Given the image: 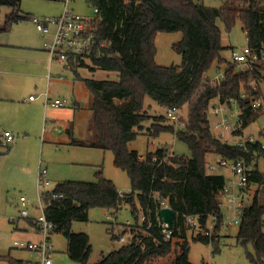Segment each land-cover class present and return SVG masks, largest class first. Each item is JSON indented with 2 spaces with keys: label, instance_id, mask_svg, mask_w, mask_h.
<instances>
[{
  "label": "trees",
  "instance_id": "obj_1",
  "mask_svg": "<svg viewBox=\"0 0 264 264\" xmlns=\"http://www.w3.org/2000/svg\"><path fill=\"white\" fill-rule=\"evenodd\" d=\"M22 1L0 0V8L14 10L7 16L0 34L29 19V16L16 14ZM91 2L99 10L97 32L108 47L103 50L102 58L92 59L93 67L87 68L90 72L117 73L119 79L116 82L83 79L93 96L94 137L90 142L73 140L70 145L112 153L114 166L128 175L132 192L120 194L115 184L103 177L101 170L96 174L95 183L65 182L52 191L41 193L47 220L55 226L53 234L66 239L69 259L78 264H89L93 252L90 238L86 234L73 233V222L88 221L92 209H105L117 214L124 206L130 207L138 220L139 207L144 217L140 226L143 233L133 234L131 242L104 256L97 264H147L173 252L178 254L174 264H191L189 237L206 245L217 246L218 242L216 236L204 237L201 230L198 234L193 231L187 225V218L202 217L203 229L206 218L214 214L221 217L223 210L222 192L226 178L206 172V157L216 155L220 160H241L249 166L254 158L264 157L261 143L230 145L215 134L214 122L210 121L212 102L218 99L226 104L235 101L239 106V129L233 134L235 138L241 139L244 130L259 118L262 110L252 108V99L262 96L259 91L252 90L251 83L258 85L263 80L264 66L258 65V71L237 72L235 63L221 55L224 48L218 23L222 22L226 30L231 31L239 21L248 46L260 53L264 48V0H224L221 8L206 7L200 0ZM177 32L183 34L182 41L175 46L176 52L182 56V65L158 66L155 62L157 34ZM84 63L78 59L71 63V68H84ZM211 70L224 71L220 84H206ZM243 93L247 94L245 100L242 99ZM147 97L167 111L178 110L179 114L184 106H189L185 131H176V125H160L166 122L165 117L154 118L157 123L152 129L154 137L164 132L173 134L188 146L192 158H177L170 156L167 149H159L141 160L136 151L129 150V143L136 140L144 128L143 124L150 119L144 109ZM1 139L0 145L3 144ZM249 181V186L263 185L264 175L257 165ZM52 194L63 197L53 199ZM258 194L251 204L245 203L237 234L239 245L253 247V253L247 255L251 264H264V206ZM162 202H167L175 212L169 241L165 240L161 226ZM28 222L38 231L34 220ZM119 237L120 234L113 240L118 241ZM0 260L8 264L23 262L9 257H0Z\"/></svg>",
  "mask_w": 264,
  "mask_h": 264
},
{
  "label": "rangeland",
  "instance_id": "obj_2",
  "mask_svg": "<svg viewBox=\"0 0 264 264\" xmlns=\"http://www.w3.org/2000/svg\"><path fill=\"white\" fill-rule=\"evenodd\" d=\"M200 1L210 8H221L224 5V0ZM69 8L83 17L94 16V6L91 0H71ZM63 10L64 4L58 0H23L16 14L21 17L34 16L44 20L60 17ZM13 13L14 10L9 7L0 8V28L6 17ZM218 25L222 32L221 44L224 48L221 55L226 60L232 61V49L239 52L247 49V36L239 21L231 31H227L222 22ZM37 32L35 25L26 19L14 25L9 32L0 34V100H3L0 101V137L5 131H10L15 138L14 144H8V147L5 143L0 145V257L10 256L17 261L34 260L32 253L21 251L13 246L15 241L31 238L22 231L26 220L18 223L9 221L10 217L18 215L20 210L18 202L21 197H26L29 201V212L34 218L41 213L40 209L38 212L33 209V206H39L38 193L54 189L65 182L95 183L96 174L101 170L103 177L112 181L120 194L132 192L128 175L114 166L112 153L87 146L70 145L73 140L90 142L94 137L93 96L83 79L116 82L119 79L118 74L102 70L90 72L89 68L93 67L90 61L84 63L86 67L76 71L82 78L81 80L76 78L75 71L63 70L60 76L63 80L58 84H52L50 98L52 101L66 99L69 103L65 108H52L45 112L42 102L33 104L29 101L31 96L36 98L39 95V92L35 90V79L33 76H28L35 75L29 66L36 55L32 49H26V47L38 45L39 41L43 44L41 35ZM182 39L181 32L157 34L155 62L158 66L180 67L182 65V56L175 50V46ZM56 64L54 70L59 66ZM215 72L211 70L210 75L213 76ZM237 72H239L238 67ZM262 78L263 80L256 87L264 101V74ZM37 84L39 89L40 85L44 86L41 91H46L44 82L40 83L37 80ZM216 104L217 101L212 102V105ZM36 106H40L39 109ZM144 109L150 119L143 124L144 128L136 140L129 143V150L136 151L141 160H145L149 153L159 149H167L170 156L177 158H192L188 146L176 139L173 134L164 132L154 137L152 129L153 124L157 123L154 118L165 117L166 122L160 125H176V131H185L189 119V106H184L180 111L178 123L168 118L167 109L149 97L145 99ZM233 113L239 115L240 109L235 108L229 114L235 122L237 118H233ZM210 121L215 122L211 114ZM263 127L264 111H260L258 120L244 130L241 139L235 138L232 134L224 140L234 145L238 141H248L252 138L264 146ZM216 135L215 137L218 136ZM220 159L216 155H208L206 172L224 176L226 185L232 187L231 172L217 166ZM256 165L260 173L264 175V157L252 160L250 166L253 171L256 170ZM210 167L215 170L210 172ZM45 170L48 173L46 181L51 182L52 186L46 185L44 181L39 186V174ZM258 192L259 201L264 206V183L249 186V197L245 203L251 204ZM138 211L139 218L136 220L130 207L127 206H124L117 214L105 209H92L88 221L73 222L71 227L73 233L86 234L90 238L93 252L89 264L99 263L104 256L131 242L133 234L138 236L143 233L140 227L143 215L139 207ZM223 213L232 217L225 203ZM136 223H138L137 227H135ZM238 230V226L218 225L211 236L212 238L216 236L217 246L195 242L189 237V262L191 264H251L247 255L253 253V247L251 245L243 247L237 243ZM124 232L126 234L125 243L113 240L114 236L124 234ZM31 239L38 240V236ZM51 242L55 251L53 264H78L69 259L66 253L67 241L62 235L53 234ZM174 245L175 241H173V247ZM216 249L217 252H215ZM177 256L178 254L173 252L165 258H158L147 264H174ZM0 264L8 263L0 261Z\"/></svg>",
  "mask_w": 264,
  "mask_h": 264
},
{
  "label": "built area",
  "instance_id": "obj_3",
  "mask_svg": "<svg viewBox=\"0 0 264 264\" xmlns=\"http://www.w3.org/2000/svg\"><path fill=\"white\" fill-rule=\"evenodd\" d=\"M64 4V10L62 15L58 18H45L41 20L34 16H30L29 20L35 25L37 31L40 33L43 40V50L48 54L50 63L56 62L65 67L71 68V63L76 60L91 61L92 59H100L103 56L104 49L108 47V43L104 42L96 29V23L99 15V10L94 8L93 17H83L74 13L70 10L71 0H58ZM232 62L239 68V72L244 74L247 72L258 71V65L264 66V48L260 53L255 52L249 46L244 52L231 50ZM224 77V71H216L215 74L208 79H206V84L215 85L220 84V80ZM257 83L252 82L251 88L254 92L257 91ZM247 94H242V99L245 100ZM30 100H35L32 96ZM217 104L211 107V114L215 118V122L212 124L213 131L222 140L234 134L239 129V115L233 113V118H237V121L229 117L230 112H233L235 108H239L235 101H231L230 104L223 103L220 99L216 100ZM68 100L57 99L50 101L45 95V108L61 109L68 105ZM252 108L254 110L264 111V101L262 98L252 99ZM167 116L172 121L177 123L179 121V111L168 110ZM264 130V127H263ZM263 132V131H262ZM5 137L8 142L13 140V136L6 133ZM246 143L255 144L252 138L248 141L237 142L236 145L244 146ZM262 145V144H261ZM262 149L264 146L262 145ZM219 168L228 169L233 177L232 187L225 186L222 194L223 201L221 203V208L223 209L224 203L226 209L231 212L230 215L223 213L222 216L210 215L205 220V228L202 229V217L190 216L187 218V225L195 232L200 233L202 236L211 237L212 233L218 225L226 226H240L243 220L245 201L249 197V178L252 173L251 166L247 165L246 162L238 160H220L217 165ZM210 172L215 169L213 167L209 168ZM47 171L40 172L39 174V186L41 182L46 181ZM41 193L38 198V205L33 206L37 212L40 209L41 213L38 216L32 218L29 212L30 203L26 197H21L19 199L18 205L20 210L16 217H10L9 221L11 223H18L23 220H34L38 225V231L41 239L39 241L21 240L15 241L13 246L16 249H20L34 255V260L23 261L22 264H53V254L55 253L52 242L51 235L55 229V226L47 220L45 214V204L41 198ZM53 199L62 198L61 194H52ZM162 207L169 208L167 202H162ZM144 221V217H143ZM163 228V233L165 234L166 241L171 238L172 231H167V225L163 222L161 223ZM212 238V237H211ZM125 243V235L120 234L119 240Z\"/></svg>",
  "mask_w": 264,
  "mask_h": 264
},
{
  "label": "crops",
  "instance_id": "obj_4",
  "mask_svg": "<svg viewBox=\"0 0 264 264\" xmlns=\"http://www.w3.org/2000/svg\"><path fill=\"white\" fill-rule=\"evenodd\" d=\"M5 22H6V20H5ZM5 22H4L3 26H2V28L4 27ZM26 49H32L33 53H35V55H36V56L33 57V61L30 63L31 65L29 66V68L35 72V75H28V76H33V78L36 81L35 90L39 92V95H38V97L35 98V100H30L29 99V101H30V103H33V104L42 102L44 111L46 112L48 109H52V108H45V105H44L45 104V95H47L48 99L50 101H52L51 98H50L52 84L53 83L58 84L60 81L63 80V78L60 77L63 70L77 71L79 68L78 69L76 68V69L73 70V67L72 68H68V67H65L63 65H60L59 63H57V64L54 63V62L50 63L49 56L43 50V44L40 41L38 42V45H36L34 47L33 46L32 47H26ZM55 64L57 66L58 65L59 66L56 67L55 70H54V65ZM37 80L40 83L44 82V84L46 85V88H47L45 92L41 91V90H43L42 88L44 86L40 85V89H39V87L37 86L38 85L37 84ZM0 101H3V100H0ZM36 107L39 109L40 106H36ZM6 133L10 134L11 136H12V133L10 131H5L4 134L1 135L3 144L5 143L6 147H8V144H11V145L14 144L15 138L13 137V140L8 142L6 137H5ZM47 175H48V173H47ZM50 185L52 186L51 182H49V186ZM52 190H53V188H51V190H48V191H52ZM44 192H47V191H44ZM40 193H43V192H40ZM40 193H38V196H39ZM24 226L25 227H23L22 231L25 233V235H27V236L30 235L31 238H33L34 236H36V237L38 236V240H32L31 238L27 239V240L39 241L41 239V237L39 235V231H36L34 229V227L28 221L26 222V224ZM52 235H51V237H52ZM9 258L15 260V258H11L10 256H9ZM0 261L1 262H6V261H2V260H0Z\"/></svg>",
  "mask_w": 264,
  "mask_h": 264
},
{
  "label": "water",
  "instance_id": "obj_5",
  "mask_svg": "<svg viewBox=\"0 0 264 264\" xmlns=\"http://www.w3.org/2000/svg\"><path fill=\"white\" fill-rule=\"evenodd\" d=\"M160 217L162 222L167 225V231H172L175 219V212L171 208H164L160 212Z\"/></svg>",
  "mask_w": 264,
  "mask_h": 264
}]
</instances>
